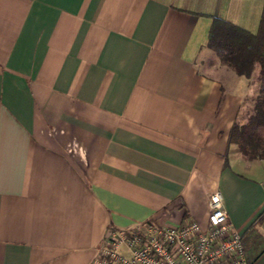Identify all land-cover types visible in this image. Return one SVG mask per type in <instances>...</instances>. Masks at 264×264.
I'll return each mask as SVG.
<instances>
[{
  "label": "crops",
  "instance_id": "obj_1",
  "mask_svg": "<svg viewBox=\"0 0 264 264\" xmlns=\"http://www.w3.org/2000/svg\"><path fill=\"white\" fill-rule=\"evenodd\" d=\"M264 0H0V264H94L107 229L204 227L219 191L264 264V159L228 142L255 74L207 47Z\"/></svg>",
  "mask_w": 264,
  "mask_h": 264
},
{
  "label": "built area",
  "instance_id": "obj_2",
  "mask_svg": "<svg viewBox=\"0 0 264 264\" xmlns=\"http://www.w3.org/2000/svg\"><path fill=\"white\" fill-rule=\"evenodd\" d=\"M204 227L144 224L135 231L107 229L94 264H249L245 245L228 220L219 191L208 196ZM264 231V220L261 223Z\"/></svg>",
  "mask_w": 264,
  "mask_h": 264
},
{
  "label": "trees",
  "instance_id": "obj_3",
  "mask_svg": "<svg viewBox=\"0 0 264 264\" xmlns=\"http://www.w3.org/2000/svg\"><path fill=\"white\" fill-rule=\"evenodd\" d=\"M207 47L220 63L236 76L249 78L255 74L258 90L251 112L242 123L235 122L228 142L245 161L264 159V10L258 27L251 34L230 23L212 19L207 32ZM264 220V212L259 221Z\"/></svg>",
  "mask_w": 264,
  "mask_h": 264
}]
</instances>
